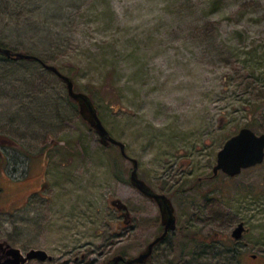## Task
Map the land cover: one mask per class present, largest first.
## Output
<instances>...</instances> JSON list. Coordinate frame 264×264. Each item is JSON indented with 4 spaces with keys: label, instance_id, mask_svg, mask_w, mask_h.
<instances>
[{
    "label": "rangeland",
    "instance_id": "1",
    "mask_svg": "<svg viewBox=\"0 0 264 264\" xmlns=\"http://www.w3.org/2000/svg\"><path fill=\"white\" fill-rule=\"evenodd\" d=\"M0 43L71 76L138 175L170 196L176 228L146 264H229L183 231L225 238L240 220L237 264H264V161L212 173L231 133L264 131V0H0ZM46 161V198L33 196L15 220L11 199L38 188ZM131 167L53 70L0 57V239L52 254L29 264H105L143 249L160 212L130 183ZM111 198L129 208L124 231Z\"/></svg>",
    "mask_w": 264,
    "mask_h": 264
},
{
    "label": "water",
    "instance_id": "2",
    "mask_svg": "<svg viewBox=\"0 0 264 264\" xmlns=\"http://www.w3.org/2000/svg\"><path fill=\"white\" fill-rule=\"evenodd\" d=\"M0 51L15 57H36L31 53L20 50H12L10 47L1 46ZM45 67L59 74L65 82L68 95L73 98L79 107L81 117L86 120L95 130L99 141L103 145L109 143L119 147L122 155L128 156L132 162L129 173L130 183L145 196L154 199L158 205L163 231L150 240L146 246L132 256H123L120 253L113 254L105 264H119L122 260L124 264L143 263L151 255L154 245L162 240L170 231L176 228V216L174 206L170 196L164 192L153 189L143 178L138 175V159L129 156L125 149V143L113 136L104 125L98 114L97 107L90 95L82 90L74 89V82L71 76L60 71L56 65L42 62ZM264 160V131L257 133L249 126H241L236 132L228 136L216 152V161L212 166V173L216 174L219 170L228 176H235L244 168L254 166ZM110 203L118 209L124 208L125 221L130 216L127 204L119 198H111ZM247 230L244 221H238L231 229L230 236L239 239ZM0 264H25L28 259L47 260L52 258V254L42 247H29L24 253L19 247L11 245L6 239L0 240Z\"/></svg>",
    "mask_w": 264,
    "mask_h": 264
},
{
    "label": "trees",
    "instance_id": "3",
    "mask_svg": "<svg viewBox=\"0 0 264 264\" xmlns=\"http://www.w3.org/2000/svg\"><path fill=\"white\" fill-rule=\"evenodd\" d=\"M58 1V0H57ZM25 24H21V23H16V26L15 27H18L20 29H23L25 30ZM28 27H26L27 29ZM1 46H7L5 45L4 43H0ZM7 47H10V46H7ZM12 50H16L15 48L13 47H10ZM21 51V50H20ZM24 52H27V53H31L29 51H24ZM33 55H35L36 57H33V58H27L29 60H36L40 63L42 62H46L45 59L43 57H41L40 55H37L35 53H31ZM0 57L2 58H6V59H9V58H18V57H15V56H12V55H7V54H4L3 52L0 51ZM26 58V57H24ZM74 82V81H73ZM75 87V85H74ZM76 88V87H75ZM77 89V88H76ZM78 90V89H77ZM67 97L70 99V100H73V98H71L68 94H67ZM86 121V120H85ZM86 123L89 125V123L86 121ZM246 126V125H245ZM90 128H92L90 125H89ZM93 129V128H92ZM236 132V131H234ZM233 132V133H234ZM231 133V134H233ZM230 134V135H231ZM229 135V136H230ZM112 145V143H109L108 145ZM121 153V152H120ZM264 161V160H263ZM246 193L248 194H251L252 193V189H248L247 188V191ZM223 196H226L227 193H222ZM160 228V226H159ZM183 234L186 235V236H190L195 242L199 243L201 245V252H206L209 254V256L211 257H214V258H218V259H224L225 263L229 262V261H232L234 264H237L238 262V252L236 251V248L234 246V244L236 243V240L231 238L229 235L226 236L225 238H216L214 234H206V235H203V237L199 238L198 236H196L194 233H191L189 234V232L187 231H183ZM170 234H167V236H165L163 238V241L169 236ZM162 242V240L159 241V243ZM121 254L125 255L123 252H120ZM152 259V253L151 255L147 258V260L143 263H139V264H146L147 262H152L151 261ZM229 263V264H232Z\"/></svg>",
    "mask_w": 264,
    "mask_h": 264
},
{
    "label": "flooded vegetation",
    "instance_id": "4",
    "mask_svg": "<svg viewBox=\"0 0 264 264\" xmlns=\"http://www.w3.org/2000/svg\"><path fill=\"white\" fill-rule=\"evenodd\" d=\"M42 66H44V64L43 63H40ZM45 67V66H44ZM58 77H60L59 76V74L57 73V72H55V71H53ZM61 78V77H60ZM62 79V78H61ZM64 82V81H63ZM64 85H65V82H64ZM65 88H66V85H65ZM74 89H76L75 87H74ZM66 93H67V89H66ZM68 94V93H67ZM72 101V107L74 108V110H77V112L80 114V112H79V107H78V104H77V102L73 99V100H71ZM108 145V144H107ZM124 156V155H123ZM126 158H128L129 159V157L128 156H125ZM15 162H17V160H15ZM48 161H46V163H45V166H44V169H43V175L41 176V177H38V188L37 189H35L34 191H30V192H28V193H23L24 195L23 196H25L24 197V199H23V201L22 202H18L17 201V194L15 193V195H16V197H14V198H12L11 200L13 201V203H12V209H11V213L12 214H14L15 215V220H17L16 219V217H18L17 216V214H20V215H22V211L24 210V211H26L27 210V206L29 205V204H32L33 203V201L35 200V199H33V196H36V197H45L46 198V196H44L41 192H42V190H44L45 188H47V186H48V181L46 180V173H47V169H46V167H47V165H48ZM21 178H23L22 176H20V178H19V176H16V177H14V179L17 181V179H21ZM17 183V182H16ZM1 190H2V186H1V184H0V192H1ZM144 195V194H143ZM147 197V196H146ZM149 198V197H148ZM149 199H151V198H149ZM151 200H153V201H155L154 199H151ZM11 201V202H12ZM42 202V201H41ZM157 204V203H156ZM113 206V205H112ZM158 206V205H157ZM113 207H115L116 208V210H117V215L118 216H122V218L118 221V223H117V229L119 228L121 231H124L125 230V228L128 226V222L129 221H125V215H124V212H125V210H124V208H121V209H118L116 206H113ZM129 209V208H128ZM18 212H20V213H18ZM160 212V211H159ZM25 214H23V216H24ZM130 217V216H129ZM129 217L127 218V220L129 219ZM159 226H160V228H159V231L157 232V234H155V236L156 235H158V234H160L162 231H163V224H162V222H161V215H160V223H159ZM15 227V226H14ZM120 230H116L114 233L115 234H117V233H119L118 231H120ZM17 230H15V232H16ZM171 232V231H170ZM169 232V233H170ZM17 233H19V232H16V234ZM168 233V234H169ZM118 235V234H117ZM118 236H120V235H118ZM154 236V237H155ZM167 236V235H166ZM153 237V238H154ZM152 238V239H153ZM2 239H6V238H2ZM2 239H0V240H2ZM151 239V240H152ZM7 240V239H6ZM8 241V240H7ZM162 241H163V239H162ZM11 245H14V246H16V247H19L20 249H21V251L24 253L29 247H32V246H29L28 247V245H26L25 244V242H22V241H20V240H15V241H13L14 243H12V242H10V241H8ZM159 243V241L154 245V247H153V250H152V254H153V251H154V249H155V247L157 246V244ZM115 253H120V252H115ZM114 253V254H115ZM121 254V253H120ZM3 252L2 253H0V258H3ZM113 255V254H112ZM111 255V256H112ZM123 255V254H122ZM110 256V257H111ZM123 256H125V257H127L126 255H123ZM109 257V258H110ZM108 258V259H109ZM33 259H35V258H33ZM33 259H28L26 262H25V264H29V262L31 261V260H33ZM107 259V260H108ZM36 260H38V259H36ZM106 260V261H107ZM40 261H43V260H40ZM106 263V262H105ZM119 264H124L123 263V261L122 260H120L119 261Z\"/></svg>",
    "mask_w": 264,
    "mask_h": 264
}]
</instances>
